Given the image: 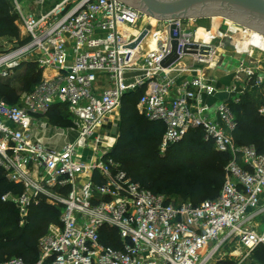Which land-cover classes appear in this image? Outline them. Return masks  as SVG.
Returning a JSON list of instances; mask_svg holds the SVG:
<instances>
[{
	"label": "built area",
	"instance_id": "built-area-1",
	"mask_svg": "<svg viewBox=\"0 0 264 264\" xmlns=\"http://www.w3.org/2000/svg\"><path fill=\"white\" fill-rule=\"evenodd\" d=\"M13 4L28 39L0 52V79L31 62L42 78L20 104L0 95V167L22 187L2 200L16 206L22 223L41 199L59 206L61 214L39 239L37 261L11 257L0 264H210L232 240L247 255L264 245V227L258 230L255 222L264 215V151L238 145L228 99L212 100L217 87L203 69L215 65L218 46L199 41L178 20L180 58L165 69L160 63L172 49V21L156 19L149 34L159 45L144 52L141 44L130 45L147 26L140 24L147 15L121 0H57L38 15L26 13L19 0ZM187 44H209L212 51L186 54ZM186 59L182 69L178 65ZM139 70L145 77L126 85V73ZM178 71L197 74L180 79ZM237 72L240 85L226 88L236 102L264 84V71L251 63L243 60ZM140 87L145 91L138 110L164 124L163 149L201 128L205 140L231 154L216 199L198 205L170 201L136 181L108 150L98 153L97 130L120 110L126 93ZM55 106L67 109L76 129L61 148L38 132ZM108 237L116 246L107 244Z\"/></svg>",
	"mask_w": 264,
	"mask_h": 264
},
{
	"label": "trees",
	"instance_id": "trees-1",
	"mask_svg": "<svg viewBox=\"0 0 264 264\" xmlns=\"http://www.w3.org/2000/svg\"><path fill=\"white\" fill-rule=\"evenodd\" d=\"M15 20L16 14L9 0H0V37H10L25 43L28 37L21 35ZM36 66L33 63L26 65L28 73L25 80L29 81L31 77L34 79L33 86L26 88L28 91L42 78V71L39 68L35 70ZM35 71L37 73L33 75ZM26 86L28 84L23 87ZM4 91L14 93V88L9 82L0 79V92ZM144 91L145 87H140L126 93L120 110V136L110 155L136 181L155 193L167 195L176 189L182 201H190L195 205L216 199L221 193L225 168L231 154L216 149L212 140H205L201 128H193L181 140L170 144L166 154L161 155L159 144L165 126L162 122L151 121L140 114L138 102ZM228 101L236 121L232 131L236 143L253 144L260 152L264 151V114L259 111L264 105V84L249 88L240 95L238 102L233 98ZM58 110L68 113L65 107L60 106H55L50 113ZM65 121L71 123L68 117ZM132 163L140 165L132 166ZM21 190L20 185L9 181L0 167V262L14 254H20L18 257L28 262L37 261L39 239L48 232L51 224L59 223L61 208L45 199L32 206L22 223L16 206L2 200L5 193ZM109 240L108 237L107 244L116 246L115 239ZM256 251L260 254L259 264H264V245L258 246ZM223 264H232V261L225 259Z\"/></svg>",
	"mask_w": 264,
	"mask_h": 264
},
{
	"label": "rangeland",
	"instance_id": "rangeland-1",
	"mask_svg": "<svg viewBox=\"0 0 264 264\" xmlns=\"http://www.w3.org/2000/svg\"><path fill=\"white\" fill-rule=\"evenodd\" d=\"M22 5L24 6V11L26 13L30 14H40L46 10H48L57 0H19ZM13 12L16 14V20L15 23L20 29L21 35H24V30L22 23L19 19L18 14L15 12L14 8V0H9ZM147 15V14H146ZM203 18H187V19H181V23L184 29L186 31H190L193 33H196V30L198 27H205L206 25H210V31L208 29H198V31L203 32L205 35H208L207 37L212 36H219L221 37L218 39L217 37H214L212 42L215 46H218L217 51V59L219 60L222 57H225V66L227 69L233 68L235 69L238 67L239 63L243 58H246V55L242 54L240 56L236 55H229L230 53H235L234 49L239 48V44H242L243 41L246 39L248 41L250 39V36L254 34H261L257 32L256 30L249 28L243 24H240L230 18H227L223 15H216L211 17H206L204 20H201ZM149 23L153 24L151 22L150 16H144L140 22L141 25H148ZM156 19H155V25H156ZM203 24L205 26H203ZM160 28V27H159ZM264 36V34H261ZM198 38V37H197ZM225 42L226 46L222 47V45L219 46V41ZM238 42L235 44V42ZM19 43L18 39L10 38V37H0V52H4L6 50H9L13 47H16V45ZM243 45V44H242ZM247 47H251L250 45H247ZM225 55V56H224ZM258 58V56H257ZM256 59V58H255ZM32 63V62H31ZM36 64V63H33ZM37 65V64H36ZM25 67V66H22ZM38 68L36 66L35 70ZM28 71L26 68H22L21 70L15 71L13 75L6 79H1V81L9 82L11 86L14 88V93H11L10 91H4L0 92V95L6 99V101L10 104H20L21 102V96L25 91H28L26 88H31L34 84V79L32 77L30 80H25V77L27 75ZM36 71L33 73V75H36ZM208 74V72H207ZM25 88L24 85H27ZM215 104H218V101L215 102ZM263 106V105H262ZM261 108V107H260ZM259 108V111H260ZM214 110V107L211 109ZM261 113V112H260ZM263 114V113H262ZM68 113L65 110H58L54 112H49L47 114V117L44 118V121L46 122V128H54L57 130H64V135H66L69 139H72L76 135V129L72 125V122L69 124L66 123L65 118L68 117L70 120V117L67 116ZM117 115V117L115 116ZM112 121V122H110ZM110 123V124H109ZM104 125V128L102 127ZM120 126H121V117H120V111L118 113H115L109 120L105 121L97 130L96 133V139L98 142L97 150L98 153H103L105 150H108L109 153L112 152L114 147L117 144V141L120 136ZM69 129V130H68ZM163 137V135H162ZM169 147V146H168ZM162 148V138L161 142L159 144V153L161 155H165L167 152V149ZM136 162V161H134ZM132 166H139L140 164L132 163ZM168 195V196H167ZM166 196L170 201L173 202H181L183 199L177 194V190L173 189L170 194H167ZM255 222H258L260 224L258 230H262L264 227V215L262 217H259L255 219ZM22 224V223H21ZM14 256H20V254H14L12 256H9L7 259L14 257ZM259 256L260 254L256 249H254L249 255H247V249L242 247L239 242L236 240H232L231 242H228L223 246V248L220 250V252L216 255L214 260L210 264H223L224 260H231L232 264H259Z\"/></svg>",
	"mask_w": 264,
	"mask_h": 264
},
{
	"label": "water",
	"instance_id": "water-1",
	"mask_svg": "<svg viewBox=\"0 0 264 264\" xmlns=\"http://www.w3.org/2000/svg\"><path fill=\"white\" fill-rule=\"evenodd\" d=\"M151 16L158 21H172L169 28L171 37V52L161 61L162 68H169L180 58L179 26L178 20L187 18H206L223 15L240 24L264 34V0H121ZM153 25L148 24L139 34L130 47L135 48L149 35ZM177 32V34H175ZM260 34V35H261ZM264 37V36H262ZM255 46L254 44H249ZM212 46L209 44H187L184 47L186 54L209 55ZM147 72L145 70L126 73L125 84L136 83L137 78L142 79Z\"/></svg>",
	"mask_w": 264,
	"mask_h": 264
},
{
	"label": "crops",
	"instance_id": "crops-1",
	"mask_svg": "<svg viewBox=\"0 0 264 264\" xmlns=\"http://www.w3.org/2000/svg\"><path fill=\"white\" fill-rule=\"evenodd\" d=\"M205 18L201 19L204 20ZM206 25V24H205ZM203 24V26H205ZM204 27H198L196 30V33H194L196 35V37H198L197 39L199 41H202L204 43H208L212 41V37H207L208 35H205L203 32L198 31V29L202 30V29H208V31H210L209 27L210 25H206ZM202 28V29H201ZM217 37L218 39H220L221 37L219 36H214ZM150 42V41H149ZM239 42V41H238ZM237 41L235 42V44L238 43ZM243 44V45H242ZM242 44H239V48L234 49L235 53H230L229 55H238L241 57V55L245 54L246 58H243L241 60V62L244 60L247 63H251L253 64L259 71H264V52L262 51L263 48L259 49L256 47H246V44L243 42ZM148 46L152 47L153 45L151 44H145L144 47L142 48L144 50V52H147L151 49L148 48ZM245 46V47H244ZM252 46V45H250ZM225 56V55H224ZM258 56V58H257ZM256 58V59H255ZM187 62V59L184 61H182L178 66H180L182 69L185 67V64ZM225 57L220 58L219 60H216L215 65H210L204 66L203 71H207L208 72V76L211 77L217 87V93L212 97V100L214 101H218V100H229L230 98L235 97V93L234 94H229L226 92V88L227 87H238L241 83V81L238 79L237 77V67L235 69L233 68H229L227 69V67L225 66ZM179 72V76L180 79L183 78H187V77H191L192 75L197 74V72L194 71H178ZM205 100H207L209 102V100L206 98ZM211 102V101H210ZM121 110V108H120ZM120 110H118L115 113H118ZM113 113L111 115V117L115 114ZM117 117V115H115ZM110 117V118H111ZM121 117V116H120ZM112 122V121H110ZM110 124V123H109ZM40 127V126H39ZM104 128V125L102 126ZM39 135L43 137V140L45 141V143H47L48 145L52 146V147H56V148H61L64 143H66L69 138L67 136H62V133H60V131L54 128H46V129H38ZM86 154H88V152L86 151Z\"/></svg>",
	"mask_w": 264,
	"mask_h": 264
},
{
	"label": "bare ground",
	"instance_id": "bare-ground-1",
	"mask_svg": "<svg viewBox=\"0 0 264 264\" xmlns=\"http://www.w3.org/2000/svg\"><path fill=\"white\" fill-rule=\"evenodd\" d=\"M151 19V22L154 24V26H155V19H152V18H150ZM250 38L251 39H249L248 41H246V39L243 41L245 44H246V47H247V45H249V44H254V45H256V46H258V47H261V48H263L264 49V37H262V35H260V34H254V35H252V36H250ZM151 42V44L153 45L152 47L150 46H148V48L149 49H156L157 48V46L159 45L158 44V39H156L155 37H153V35L152 34H149L144 40H143V42L141 43V45H140V48H143L144 47V45L146 44H150V42ZM245 47V46H244Z\"/></svg>",
	"mask_w": 264,
	"mask_h": 264
},
{
	"label": "flooded vegetation",
	"instance_id": "flooded-vegetation-1",
	"mask_svg": "<svg viewBox=\"0 0 264 264\" xmlns=\"http://www.w3.org/2000/svg\"><path fill=\"white\" fill-rule=\"evenodd\" d=\"M251 39V38H250Z\"/></svg>",
	"mask_w": 264,
	"mask_h": 264
}]
</instances>
